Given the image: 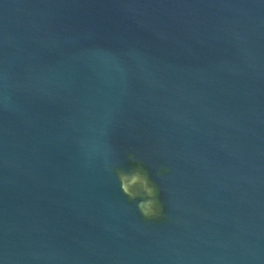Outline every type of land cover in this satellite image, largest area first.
Wrapping results in <instances>:
<instances>
[{"label":"water","instance_id":"1","mask_svg":"<svg viewBox=\"0 0 264 264\" xmlns=\"http://www.w3.org/2000/svg\"><path fill=\"white\" fill-rule=\"evenodd\" d=\"M0 264H264V0H0Z\"/></svg>","mask_w":264,"mask_h":264},{"label":"clouds","instance_id":"2","mask_svg":"<svg viewBox=\"0 0 264 264\" xmlns=\"http://www.w3.org/2000/svg\"><path fill=\"white\" fill-rule=\"evenodd\" d=\"M120 188L131 199L141 196L138 204L141 213L145 216H154L160 210L157 198L156 186L142 169H136L131 173L120 172Z\"/></svg>","mask_w":264,"mask_h":264}]
</instances>
